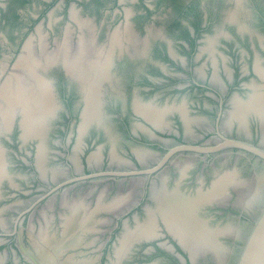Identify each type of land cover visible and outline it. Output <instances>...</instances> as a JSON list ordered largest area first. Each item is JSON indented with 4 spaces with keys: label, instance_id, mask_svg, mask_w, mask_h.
Listing matches in <instances>:
<instances>
[{
    "label": "flooded vegetation",
    "instance_id": "obj_1",
    "mask_svg": "<svg viewBox=\"0 0 264 264\" xmlns=\"http://www.w3.org/2000/svg\"><path fill=\"white\" fill-rule=\"evenodd\" d=\"M51 1L0 0V25L13 26L22 35L28 33L25 40L30 37L31 50L41 60V70L50 81V94L53 95L55 108L52 112L55 115L49 117L42 135L23 140L19 114L13 118L7 130L0 132V148L7 173L0 181V199L7 202L0 208L5 214V217L0 218V244L17 246V238L21 237L19 228L28 214L32 217L36 213L40 204L48 208L56 200L55 213L58 216V210H62L58 200L62 202L68 190L88 182L104 180L107 185L102 188L104 193L100 200L98 195L96 197L95 205L99 202L100 206H93L97 210H94V218L97 213L109 214L110 217L96 219L93 228L91 225L86 233H95L94 227L98 222H116L114 231L107 228L98 231L103 237L104 249L100 260L104 261L103 264H112L116 257L115 248L125 227L133 229L136 224L146 220L149 208L156 207V200L150 193L152 188L160 189L162 194L173 191L189 200L203 190H211L215 185L212 180L215 182L219 174L228 172L226 177L233 173L239 180L214 187H220V193L225 194L223 198L203 200L199 205L195 204L193 212L184 206L178 220L181 223L186 221L184 223L188 227L191 223L195 224L197 231L205 226L208 235L202 230L204 235L200 232L201 237H209L216 247H224L222 251L225 255L221 251L219 254L221 259L216 250L208 247L197 252L200 256H191L189 246L183 241L181 243V239L165 225L161 214H157L154 227L157 233L152 238L134 239L120 264H235L264 206V158L229 143V140H239L264 150L263 123L260 122L259 114L249 112L244 126H240L236 118L229 121L235 100L245 102L252 94L264 93V0H57L44 17L35 23ZM30 3L42 5L43 8L38 13L31 9ZM133 5L138 7L134 13L131 12ZM63 7L62 20L66 22L64 34L69 36L71 44L68 45L63 34L68 54H74L81 47L80 65L87 66L89 61L94 62L95 59L108 62L104 61L105 71H109L105 72L107 77L105 73L103 75L101 87L104 91L101 89L100 94L99 113L103 125L91 123L84 128L83 133L79 130L85 106L81 81L75 74L68 76L70 73L63 63L64 45L46 55L54 54V63L42 59L46 47L42 46L41 40L37 46L33 45L37 36L40 39L47 34L42 31L46 19L47 27L51 26L54 11ZM234 8L242 28L229 19ZM180 11L185 12V19ZM80 13L81 17L86 14L84 19H79ZM94 23L98 25L96 29ZM148 26L153 28L152 34L146 29ZM87 27L93 28V31H87ZM217 29L219 42L216 44L211 41L209 46H205L210 40L209 36ZM77 32L80 34L76 35ZM89 33L93 35L91 39L86 38ZM9 36L4 38L7 51L12 54L7 57V61L14 58L12 62L15 64L20 57L21 47L19 42ZM116 38L120 40L115 41ZM213 43L218 47L215 48ZM172 45L185 55L177 54ZM17 51L19 53L15 54ZM14 64L9 73L0 77V83L17 70ZM182 94L188 96L179 103L175 102ZM136 99L140 104L156 110L168 106L164 115L166 125L157 128L141 113L138 114L134 107ZM179 104L184 107L181 112L175 108ZM183 113L192 120L188 128L184 126ZM116 130L119 135L125 136H122L124 140L121 141L124 156L109 159L107 152L114 144L111 137ZM40 141L44 143L45 155L41 163L44 164L48 157L57 162L50 176L42 174L40 166L43 165L37 164ZM93 148L102 150L104 157L98 155L97 160L90 158L93 152H86ZM140 150L144 155L140 156L143 160L137 155ZM23 168L25 175L19 178L22 185H16L15 178L18 179L20 175L14 173ZM113 172L125 174H111ZM258 177H262L261 180ZM133 178L137 179V183H133L130 190L132 201L123 206L119 210L120 215L114 218V212L107 205L110 201H105L107 189L117 185L115 196L120 192L125 194ZM248 178V182L260 180L259 190L250 202L239 201L236 185H246ZM66 180L69 181L64 184ZM128 184L129 187H126ZM17 196L23 199L14 201L13 198ZM82 209L84 211V207ZM196 221L203 225L200 223L197 226ZM227 227H230L231 232ZM6 253L9 264H19V261L21 264H31L26 258L20 260L10 246L6 247Z\"/></svg>",
    "mask_w": 264,
    "mask_h": 264
},
{
    "label": "bare ground",
    "instance_id": "obj_2",
    "mask_svg": "<svg viewBox=\"0 0 264 264\" xmlns=\"http://www.w3.org/2000/svg\"><path fill=\"white\" fill-rule=\"evenodd\" d=\"M235 15L238 16V12L234 8L232 10V12L230 13V18H229L230 21L237 22L238 26L242 28V25H241L242 22H239V17H238V21L234 20ZM119 36H120V34H119ZM119 40H120L119 38L118 39L116 38L115 41H119ZM64 44H65V41H63L62 46ZM31 45L32 44L30 42V39H28V41H26V43L24 44L23 51H22L19 59L14 64V66L17 68V70L14 73H12V75L6 76L5 80L0 83V132L3 133L2 130H4V131H5V129L7 130L9 128L13 118H15V116L17 114H19V116H20L19 124L21 126V138L23 140L28 139V137H30V136H34V135L38 136L40 134L41 135L44 134L43 132H44V127L46 126V122H48V119H49V117L51 118L52 114L55 115L54 113H52L55 108H54V98H52L53 95L51 96L52 93L50 94V91H52L51 85H50L48 79L42 73L41 60H38V58L32 52L31 47H30ZM39 45H41V44H39ZM118 46H120V45H118ZM64 47H65V53L63 54L64 66L66 67L67 71L70 73V74H68V76L75 74V76H77L79 78V80L81 81V88H82V93H83L82 95H83V99L85 101V106L82 110L83 111L82 117H81L82 120H81L80 125H79V130L82 132L84 130V128L91 123H95L97 125H101V124L103 125V118H102V115L99 113V111L101 112V110H100V105H101L100 104V102H101L100 94H101V89H102L101 84L104 83V82H102V80L104 81V79H102L103 75L106 71H109V70L105 71V67H106L105 62L106 63H108V62H107V60L105 61L104 59H100V60L95 59L94 62L89 61L87 66L80 65L81 62L79 60V57H81L82 48L78 47L77 51L74 54H68L69 50H67V46L64 45ZM102 54H103V52H102ZM107 59H109V58H107ZM46 60L48 62L54 63L55 62L54 54L48 55L46 57ZM100 61H103V62H100ZM256 61H257V59H256ZM109 62H111V61L109 60ZM257 63H258L257 68H259V62H257ZM108 68H109V66H108ZM71 69H74V70H71ZM105 75L107 77L106 73H105ZM111 75L112 74H110V76ZM109 80H111V79H109ZM252 85H253V81H252ZM255 87L256 86L254 84V89H255ZM251 90L253 91V89H251ZM259 90H260V88H259ZM259 90H257V91H259ZM249 95H248V97H249ZM239 101H241V100H237V101L235 100L234 101L233 109L231 110V112L229 114V121L231 122L232 119L236 118V119H238L237 121L239 122V125L244 126L248 113L253 111L254 113H256V115L259 114L258 117L260 118V122L262 121V123H263L261 125L263 127L262 132L264 133V93L260 92V93H255L254 95L252 94V96L250 98H248V101L246 100L245 102H243V101L239 102ZM147 103H149V101ZM147 106L140 104V102H138L137 99L135 100L134 107L136 109V112L138 111V114L141 113V116L143 115L145 117V119L148 120V122H151L152 125L156 126L157 128L161 127V126L163 127V124L166 123L164 121L165 120L164 115H165V112L168 110L169 107L165 106V108L163 107V109L159 108V110H156L154 108L147 107ZM182 106H180V104H179L175 108L179 109V112H181L184 108ZM156 108H158V107H156ZM184 116H186V115H184ZM191 121L192 120L190 118L184 117V126L186 125L185 127L188 128L190 126ZM45 130H47V129H45ZM41 141H42V139H41ZM41 141H40L41 145L38 146L39 151L38 152L36 151L37 152V164L41 163L42 159H44L43 157L45 156V155L43 156L44 152H43V146H42V144H44V143H42ZM43 141H44V138H43ZM111 141L114 142L113 137H111ZM44 148H45V146H44ZM113 148H114V144H112V149H111L112 150L111 156L114 158L116 156L113 153L115 150V149L113 150ZM44 151H46V150H44ZM137 155L139 158L141 155L144 156L142 154L141 150L137 152ZM94 156L95 155L92 154V156H90V158H93ZM97 156H95V157L97 158ZM140 160H143V159L140 158ZM42 169H41V171H43ZM6 174L7 173H6V167H5L4 157H3V151L0 148V181L2 180L3 176L6 177L5 176ZM227 175H228V172H223V173L219 174V176L217 178H215V182H214V180H212V182L215 184L214 187L215 186L217 187L220 184L221 185L226 184V182H228V181H233L235 179H238V178H235L236 175H234L233 173H231L230 176L226 177ZM252 175H251V178L253 177ZM254 175H256V174L254 173ZM258 178H260V180H261L262 177H258ZM260 180L257 182L255 179H253L252 181L248 182L249 181V178H248L246 185H245V183H244V185L239 183L240 185H242L241 187H239L237 184L236 186H237V189L239 190L237 200L244 201V202H247V201L250 202V199L254 198L256 196L258 190H259L258 185H259ZM163 181H162V183H163ZM211 187H212V185H211ZM214 187H212L211 190L209 188L208 192L207 191L203 192L204 191L203 190L201 193H197V195H194L192 197L193 199H189V200L182 197V194H176V193H173V191L166 192V194H162L160 189L155 190L154 188H152L151 189L152 192L150 191V193L152 194V196H154V199L156 200V207L153 209L149 208V210L146 212L147 213V218H145L146 220H143L144 222L142 221V222L136 224L133 229H129V227L127 225H126L127 227L124 226L125 229H124L121 237L119 238V244L115 248L116 258H115V261L113 262V264H120L121 259L123 258L124 254H125V251L126 252L128 251V246L132 243V241L134 239H136V238L141 239V237H146V238L151 237L152 238L153 235H155L157 233V232H155L156 230L154 231L155 217L157 214H159V215L161 214V216L164 218L165 225H167V227L170 230H172V232L181 239L179 241H181V243L183 241L184 244H187L189 246L188 248L190 250L191 256L196 257L195 256L196 254L199 255V253H197L198 251L202 250L203 247H208L209 249L211 248L213 251L216 250L218 257L220 258V255H219L220 251L224 252V251H222V250H224L223 249L224 247L221 246L222 249L220 246L216 247L217 245L212 243L208 239L209 237H207V236H206L207 238H205V236L201 237L200 232L202 233L203 232L202 230H205L204 234L208 235L207 234L208 232H207V229H205V226H203L201 231L198 230L199 231L198 232L196 230L197 227L196 228L194 227L195 224L192 225V223H191L190 227H188L189 225H186L184 223L186 221H184L182 223L178 221L181 217V213L179 215V212H182V210L184 209V206H187V210L191 209V212H193V208L195 207V204L199 205V202H201L203 200H209L210 198H214V199L217 198V200H218V198H220V199L223 198V196L225 194L223 195L222 193H220V192H222V190H220V187L219 188H214ZM161 189H162V187H161ZM218 189H219V193L217 192ZM130 190H132V187H130L128 192L125 194L119 193L117 196H115V198L110 200L109 204H107V205H109V208L114 212V214L118 213V214H116L117 216L120 215L119 210L123 206H127L132 201L131 200L132 195L130 193ZM235 190H236V188H235ZM200 191L201 190H199V192ZM102 195H103V191H100L99 195H98V198H99L98 200H100V197H102ZM180 197L183 199H186L187 201L180 199ZM178 198L181 201V203L178 200ZM62 201H63V203H66L70 207V211L67 215L64 216V218L61 222L62 228H61L60 238L57 240V239H55V238H53L47 234H44L42 236V238L38 240L37 245H35L36 246L35 247L36 256H33V258L31 257L32 260L35 261V263L37 262L38 264H84L86 261V259L85 260L82 259L84 262L82 260L81 261H79V260L75 261V259L71 260V258H70V260H68V258L67 259L65 258L64 261H61L59 258L65 249L75 248L76 246H78V241L80 239V236L78 235L79 230L88 229V223L89 224L92 222L95 223V220H96V219H94V210L95 209L94 208L91 209L90 213H88V215H86L85 211H83V209H82L83 208L82 207L83 202L81 203L82 200H74V201L67 203V200H65V198L63 197ZM98 203L99 202H97L98 206L95 205V207L100 206L99 205L100 203L99 204ZM102 208H103V206H102ZM95 211H97V210H95ZM194 217H196L195 219H197L196 215ZM189 222H191V221H189ZM196 222H193V223H196ZM200 223L197 222L196 223L197 226ZM202 225H200V227ZM221 227H224V226H221ZM208 228H210V227H208ZM214 228L216 229V227H214ZM224 228H226V227H224ZM229 228L227 227V229H229ZM229 230H230L229 232H231V229H229ZM233 230H234V228H233ZM85 231H87V230H85ZM223 231H228V230L223 229ZM210 236H213V235L210 234ZM199 238H200V240L197 241V239H199ZM202 238H203V240H202ZM217 242L219 243L220 241H217ZM204 245H207V246H204ZM212 250H210L209 253ZM223 254L225 255V252ZM213 257H212V259L215 258V257L214 258ZM215 259L217 260L218 258H215ZM193 261L194 260H192V262ZM196 261L197 260H195V262ZM86 263H89V262H86ZM91 263H93V262H91ZM216 264H217V262H216ZM224 264H226V263H224Z\"/></svg>",
    "mask_w": 264,
    "mask_h": 264
},
{
    "label": "rangeland",
    "instance_id": "obj_3",
    "mask_svg": "<svg viewBox=\"0 0 264 264\" xmlns=\"http://www.w3.org/2000/svg\"><path fill=\"white\" fill-rule=\"evenodd\" d=\"M56 1L57 0H52L51 3L50 2L48 3V7L46 9L45 8L43 9V12L40 13L41 15H39V17L37 18L35 23H38L41 20V17H44L45 12H48L50 10L49 7H51V5H53L54 2H56ZM30 4H31L30 6L32 7L31 9L33 11H37L38 13H39V10H41L43 8L42 5H39V4H36V3H30ZM136 8H138V7L136 5H133V7L131 8L132 9L131 12L134 13V10ZM180 12H181V15L183 16V19H185L186 18L185 12H183V11H180ZM63 13H64V7L61 8V9L60 8L56 9L54 11V13H53V16H52L51 26H49L50 28L47 27L48 26V19H46V21L43 23V27H42L43 28L42 29L43 34H45L47 32V34L44 36L45 39L42 38V37L39 39V37L37 36V41L33 42L34 43L33 45L37 46L38 43H39V40H41L42 41V43H41L42 46L46 47V49L43 51V58H42L46 62H48L46 60V55L48 54V52L56 51L57 50L56 48L62 46V43H63L65 37L67 38L68 45L71 46V44L69 43V36L64 34V31H65L64 28L66 27V22H65V20L64 21L62 20ZM85 16H86V14L83 17H81V13H80L79 14V19H84ZM88 19H90V18H88ZM146 20H148L147 16H146ZM234 20L238 21V16L237 15L234 16ZM239 22H241V21L239 20ZM96 27H98V25L96 23H94V29H96ZM87 28H86L87 31L88 30H92L93 31V28H90V27H87ZM146 29L149 30L151 32V34H152L153 28H150L148 26ZM15 30H16V28L13 27V26L11 28H9L8 26L0 25V47H1V50H0V70H2V73H3L2 74V78L7 73H9V71L11 70L10 67L13 65L12 61L14 59V58L11 59L10 62L7 61V57L9 55H12V54H10L9 51H7L8 50V46H7L6 42H5V39H6L7 35L8 36L10 35L13 40L19 42L18 43L19 47H21L23 45L25 37H27V35H28V33H26L24 35L19 34L18 31L17 30L15 31ZM60 30L62 32H60ZM58 31H59V33H58ZM78 33L79 32H77L76 35H78ZM5 34H7V35H5ZM63 34H64V39H63ZM92 36L93 35L91 33H89V36L86 35V38L89 37L91 39ZM261 36H262V34H261ZM218 38H219V30L217 29L216 32L212 33L209 36L208 39H210V40L209 41L207 40V43L205 44V46H209L211 41H213V42L215 41L216 44H217L219 42ZM214 43H213V46L215 48H217L218 46L216 44L214 45ZM173 47L174 46L172 45V49L177 54H179L180 56H184L185 55V53L183 51L180 53L176 48H173ZM13 53H14V51H13ZM18 53H19V51H17L15 54H18ZM56 53L58 55V52H56ZM186 96H188V95L187 94H182L175 102L179 103V101L183 97H186ZM188 99L191 100V98H188ZM184 115H186V114L185 113L182 114L183 119H184V117H188L187 115L186 116H184ZM188 118H190V117H188ZM114 133H115V135L112 136L113 139H114V148H113V150L115 149L113 153L116 156L114 158L118 159L119 157L122 158L124 156V154H123V146L121 145V141H123L124 139L122 138L123 135L122 136L119 135L120 133L117 130ZM116 133H118V135ZM123 137L125 138V136H123ZM49 146H50V144H49ZM111 147H112V145H111ZM49 148L51 149V147H49ZM96 148H93L92 150L87 151L86 153L89 154V153H91L93 151L94 153H92V154H94L95 156L101 155L102 157H104V155H105L104 152L102 150L99 151ZM111 149L109 148V150L107 152L108 153L107 155H108L109 159L112 158V156H111L112 155V150ZM26 151L30 152V151H28V149ZM94 157L92 159H96V157L95 158ZM94 161L96 162V160H94ZM116 163H117V161H116ZM56 164H57V162L52 161L48 157V159L46 161H44V164H42L45 168H43V166H41V169L43 168L42 169L43 171L41 173L42 174L46 173L47 176H50L51 175V170L54 169ZM14 174L17 175V176L20 175V177H18V179L15 178V184L16 185L20 184V186H21L22 185L21 184L22 181L19 178H22V176L25 175L24 168L21 169V170L15 171ZM136 180L137 179H134V178L131 180L132 183H131L130 187H132L133 183H135ZM82 185L83 184L72 188V190H68L67 193L65 194V196H63V197L65 198V200H67V203H69L71 201H74V200H82V202H83V203L81 202L82 206L84 208L86 207L84 209L85 214L88 215V213H90V210L95 205L96 196H97L99 190L101 189L100 191H103L102 188L105 185H107V181L103 180V181H99V182H95V183H93V182L89 183L88 182L87 184H84L83 186ZM127 186L129 187V184L126 185V187ZM124 187H125V185H124ZM130 187L128 188V190L130 189ZM107 190L108 191H107V194L105 196L106 197L105 201H108V200L110 201L111 199H113V197L117 193V185L116 186L113 185V187L110 186V188H108ZM124 191H126V190H124ZM103 193H104V191H103ZM20 199H23V198L19 197V196L13 198V200L14 201L16 200L17 202H19ZM5 202H6V200H5ZM5 202H3V200L0 201V208L3 205H5ZM56 203H57V201L53 200V202L51 203V205L48 208L44 207L43 204H40L37 207L36 213L32 214V217H29V214H28V216L24 219V223L19 228L18 232H21V237L17 238V241H16L17 246L10 245V244L8 245V243H5L3 245H2V243L0 244V264H9L7 262V260H6V258H7L6 256H8V253H6V247H8V246H10V248L15 251L16 256L20 260L21 259L23 260V258H26L27 261L30 260L29 262H31V264H34L35 261L32 260V258H33V256H36V249H35L36 246L35 245H37L38 240L41 239L44 234H47V235H49V236H51V237H53V238H55L57 240L60 238L61 228H62L61 227V225H62L61 222H62L64 216L69 213L70 207L66 203L63 204V201L61 202V200H58V204L60 203L59 205H62V210H58V216H57V214L55 213V211L57 212V209L55 207ZM2 217H5V214L1 210L0 211V218H2ZM107 217H110V215L109 214H104V213H97L95 215L94 219H102L103 220V219H105ZM115 223H116L115 221H113L111 223L109 222L108 224L106 223V221L98 222L96 227H94L95 228V233H86L87 231H85V230L89 231V228H91V225H92V228H93V222L90 223V224L88 223V229L79 230L78 235L80 236V244H78V246H76L75 248H67V249H65L64 252L61 254L59 259L61 261H64L65 258L66 259L68 258V260H70V258H71V260L75 259V261H78V260L81 261L82 259H84V260L86 259L84 264H103L104 261L102 262L100 260V256H101V254L104 251L103 245H102L103 244V241H102L103 237H101L102 235L98 234V231L99 230H103L105 228L111 229V230L114 231L115 229H113V227L115 226ZM57 225H59V227H57ZM84 231H85V234H83ZM3 253L4 254L6 253V254L4 255ZM90 261L93 262V263H91ZM114 261H115V259L113 260V262ZM19 262H20L19 264H21V261H19ZM86 262H89V263H86ZM113 262H112V264H113Z\"/></svg>",
    "mask_w": 264,
    "mask_h": 264
},
{
    "label": "water",
    "instance_id": "obj_4",
    "mask_svg": "<svg viewBox=\"0 0 264 264\" xmlns=\"http://www.w3.org/2000/svg\"><path fill=\"white\" fill-rule=\"evenodd\" d=\"M29 38H27L24 41L23 45L21 46V51L19 53V56L21 55V52L23 50L25 42ZM2 74H3L2 71H0V77H2ZM48 81H49V79H48ZM49 83H50V81H49ZM229 143L234 144L235 146H238L240 148H244V149H247V150L252 151L254 153H257L261 157L264 158V150L257 148L250 143L239 141V140H231V141L229 140ZM102 174H103V172H102ZM108 174H110V173H108ZM111 174L122 175L125 173L113 172ZM67 181H69V180H66L63 183L66 184ZM118 216L116 214H113L114 218H116ZM34 264H38V263L34 262ZM235 264H264V206L260 210V213L258 214L256 221L254 222V225H253L250 233L248 234V236H247V238H246V240L242 246L241 252H240L239 257H238Z\"/></svg>",
    "mask_w": 264,
    "mask_h": 264
}]
</instances>
